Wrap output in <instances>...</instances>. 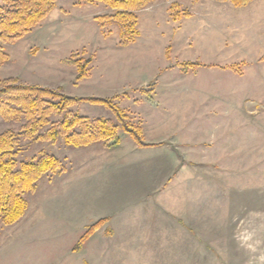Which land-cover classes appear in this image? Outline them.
I'll use <instances>...</instances> for the list:
<instances>
[{"label": "rangeland", "instance_id": "rangeland-1", "mask_svg": "<svg viewBox=\"0 0 264 264\" xmlns=\"http://www.w3.org/2000/svg\"><path fill=\"white\" fill-rule=\"evenodd\" d=\"M202 1L152 0L133 11L136 32L123 35L121 19L132 20L115 15L116 10L105 3L55 0L46 16L22 36L0 41L6 55L0 61V89L7 79H16L22 85L59 89L69 96L107 98L123 112L124 122L139 131L142 141L172 144L180 155L178 165L164 161L156 168H137V175L157 176L158 195L168 202L161 207L172 206L178 216L180 228L175 235L172 231L178 248L170 264H186L181 226L185 229L187 224L188 195L193 201L189 216L196 239L206 235L224 254L235 249V240L250 250L255 243L253 255L263 259L264 87L258 93L251 65L240 61L215 65L242 56L215 53L220 49L215 46L219 33L205 31L204 25L209 24L198 13L193 16L201 10L195 4ZM221 41L228 43L224 37ZM80 65L85 71L82 78H78ZM69 110L90 122L109 120L115 132L107 140L80 147L66 145L62 135L55 140L20 139L14 157L18 162L48 156L55 166L39 177L32 191L25 192L26 209L17 221L0 220V264H109L107 256L118 246L115 226H99L74 249L104 209L100 196L136 172L130 157L137 143L105 105L77 101ZM238 118L241 122L234 127ZM24 123L23 118L0 116V133H17ZM47 129L41 128L40 134ZM234 134L242 139L236 151L231 145ZM211 141L216 145L205 151V143ZM187 147L194 150L188 153ZM187 158L192 160L187 161L192 164L188 168ZM166 228L153 241L146 237L152 242L142 239L144 264H168L166 257L163 261L155 257L152 244L157 239L165 242L170 235ZM208 256L205 264L214 259ZM126 259L110 264H138L128 254Z\"/></svg>", "mask_w": 264, "mask_h": 264}, {"label": "crops", "instance_id": "crops-1", "mask_svg": "<svg viewBox=\"0 0 264 264\" xmlns=\"http://www.w3.org/2000/svg\"><path fill=\"white\" fill-rule=\"evenodd\" d=\"M195 5L196 7H200L201 10L199 9L197 12L194 11L193 16L198 13L203 22L209 24L204 25V30L219 33L218 44L213 43V47L216 44L215 46H218L220 49L219 51H215V53L223 55L233 54L235 56L234 58H239L240 55L242 56L238 60H233L231 62L223 61L215 63V65L219 64L220 67H225V64L237 63L239 61L249 66L251 65L249 69L252 72L251 76L254 82H256L255 86L258 88L259 93L260 88L264 87V0H249L242 6H235L230 0H203L200 4L198 3ZM223 37L228 39L227 45L225 42L221 41ZM227 115H230V113ZM238 119L239 120L234 123V127L240 124L241 120L240 118ZM238 127H240V130L242 129V126L239 125ZM238 136L239 135H235L234 139L231 140V145L234 146L235 151V147L238 145L241 146L242 144V139ZM224 140L227 139L224 138ZM143 142L151 145L140 146L135 144L131 147L130 158L132 159L130 166L136 168V172L123 177L121 180L119 179L118 181L121 182L114 184L113 187L109 186L106 189L109 191H107L105 196H100L99 198V202L104 209L99 211L101 215L100 217L97 216L96 220L104 219L105 221L101 226H115V232L117 235H120L118 246H116L114 250L111 249L110 257L109 255L107 256L106 261H108L109 264L115 261H121L122 258H125L126 261L127 254L132 257L131 261L144 264L146 261V250L143 249V245H146V242H142V239L152 242L154 240L152 237L158 238V236L161 235L160 230H163V226L167 227L165 231L170 232V235L167 234L165 236V242H162L161 239H157L154 241L156 244L152 243L156 245L155 251H157L158 254L155 257H157L158 260L161 258L162 261L166 257V261L170 264L174 262L175 258L172 256L173 251L176 252L178 248V238H173L172 233L174 230L175 235L178 230L180 224L177 220L178 216L172 213V206L163 205L165 209L161 207V204H167L168 202L164 203L161 200V195H158L159 184L156 182L158 180L157 176L145 177L140 173L137 175V168L151 166L156 168L164 161L171 164V166L178 165L180 155L170 143L153 139H144ZM205 144L208 146L204 149L205 151L216 145L213 141ZM223 148L226 147L223 146ZM186 149L189 153V151L194 150V147H187ZM186 157L193 156L187 154ZM236 159L237 157L235 156V161ZM187 161L192 160L187 158L186 166L188 168V166L192 164H188ZM189 180L190 184L193 183L194 177H191ZM99 189L105 190V187H100ZM84 198H86V196ZM91 198H93V196ZM192 211L193 201L189 199L188 195L187 224L185 229L181 226L183 230H185L186 235L185 245L181 246L185 247L186 264H205L206 258L209 257L208 255H213L214 257L211 264H264V258L262 259L261 255H258V253L257 255L255 254V256L253 255L255 253L254 251L258 248L255 243L254 247L250 250L242 245V243H238L236 242L237 240H235V242L233 241L235 249L229 251V253L227 251V253L224 254L223 248L221 249L217 244H210L212 241L210 242V240L206 239V235H198L196 239V229H193L195 224L193 225V223L190 222L189 216ZM223 211L226 213V209ZM157 231L160 233L157 234ZM147 236H149L152 241L146 238ZM158 243H160L159 246H157ZM196 243H199V245L197 246ZM158 256H160V258ZM252 257L255 258L253 262L251 261ZM154 262H156L155 258Z\"/></svg>", "mask_w": 264, "mask_h": 264}, {"label": "trees", "instance_id": "trees-1", "mask_svg": "<svg viewBox=\"0 0 264 264\" xmlns=\"http://www.w3.org/2000/svg\"><path fill=\"white\" fill-rule=\"evenodd\" d=\"M103 2L116 10L115 15L129 18L131 23L122 21V33L136 32L132 29L136 21L134 10L145 7L152 0H83ZM224 1V0H218ZM235 6L245 5L249 0H230ZM55 0H3L0 6V41H9L22 36L36 25L54 6ZM125 19V20H126ZM132 40V38L130 39ZM6 57L0 45V61ZM78 78L85 76L83 65L78 66ZM7 85L0 89V116L5 119L23 118L25 123L19 132L6 130L0 133V220L14 223L26 209L25 192L35 188L39 177L52 170L55 160L42 156L36 161H17L14 157L19 150L20 139L48 138L55 140L62 135L66 145L87 146L92 142L107 140L115 132L116 126L109 120L97 118L90 122L86 117L69 110L77 101H88L108 107L122 122L124 131L130 133L140 146L150 144L141 140L139 131L127 125L123 112L110 99L99 97H74L63 94L59 89L38 85H22L16 79H7ZM52 120L51 117L60 116ZM48 127L44 134L39 130ZM98 220L89 225L74 249H79L87 237L102 225Z\"/></svg>", "mask_w": 264, "mask_h": 264}]
</instances>
